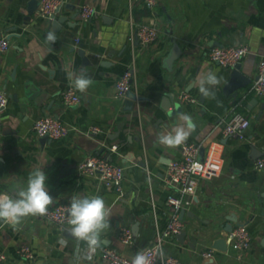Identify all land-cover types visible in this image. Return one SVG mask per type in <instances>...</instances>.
<instances>
[{"label": "crops", "instance_id": "obj_1", "mask_svg": "<svg viewBox=\"0 0 264 264\" xmlns=\"http://www.w3.org/2000/svg\"><path fill=\"white\" fill-rule=\"evenodd\" d=\"M29 1L0 0V38L10 43L0 55V90L8 96L0 113V193L14 195L26 188L29 174L41 168L53 198L48 208L73 196L102 197L111 216L99 247L135 254L151 242L156 227H166L170 217L165 200L174 190L164 185V173L168 162L179 157L182 144L166 147L158 136L183 122L179 113L168 115L160 103L166 93L178 101V94L186 91L197 101L181 102L182 112L196 124L185 142L199 144L204 153L216 143L223 165L219 175L199 180L196 194L187 196L184 237L166 238L163 252L183 264H208L203 255L208 251L213 257L210 264H264V168L253 166L264 152V96L251 90L264 56V0H158L153 10L142 0H66L58 16L67 20L58 32L37 16V8L29 13ZM82 4L96 10L89 21L81 20ZM151 19L158 26V39L142 49L130 39L132 27ZM49 32L55 34V43L47 41ZM174 41L181 53L169 69L164 59ZM238 44L249 47L240 70L251 82L235 98L226 89L230 69L211 61L208 51ZM79 48L89 62H83ZM127 69L132 73L131 88L142 100L114 97L115 82ZM207 70L223 78L213 89L215 99L192 86ZM69 71L84 72L93 80L85 92L78 91L80 102L73 106L61 101V92L70 84ZM234 110L250 121L243 139L222 134ZM44 115L58 116L74 129L42 145L32 126ZM93 127L98 130L91 131ZM90 155L108 156L124 166L121 193L78 174V163ZM228 217L236 219L233 227L245 223L251 233V247L241 254L229 246L225 251L210 248L216 237L226 234ZM134 222H139L138 235L130 244L121 243L120 228ZM68 229L60 231L40 215L22 218L17 230L0 222V251L8 264H105L99 254L85 259L87 245L66 235ZM22 245L32 249V259L19 255Z\"/></svg>", "mask_w": 264, "mask_h": 264}, {"label": "built area", "instance_id": "obj_2", "mask_svg": "<svg viewBox=\"0 0 264 264\" xmlns=\"http://www.w3.org/2000/svg\"><path fill=\"white\" fill-rule=\"evenodd\" d=\"M142 2L146 8L153 10L158 0H142ZM65 4L66 0H39L36 14L42 19L51 21L58 16ZM95 11L92 5L82 4L79 7L81 20L84 22L89 21ZM130 39L131 41H137V45L142 49L154 45L158 39V26L155 20L151 19L147 23H136L133 25ZM9 48L10 43L8 39L1 37L0 55L6 53ZM248 53L249 47L245 44L214 46L208 51V58L222 67L231 69L237 63H240ZM131 79L132 73L128 69L118 77L115 82V98L125 99L127 97V93L132 89ZM251 90L257 95L264 96V56L258 62L257 75L252 82ZM177 99L179 102L188 103L197 101L194 95L186 91H181ZM61 101L65 106L78 104L80 102L78 90L69 84L61 92ZM7 103V94L0 90V113ZM249 124L250 121L243 112L234 110L222 126L223 137L243 139ZM73 129L74 127L65 124L53 115H44L37 118L32 126V130L37 136L47 135L49 138L55 140L66 137ZM97 130V127L91 129L93 132ZM111 150H116V146H112ZM199 152V144L189 141L184 142L180 147L179 157L170 160L166 166L164 185L175 191H171L165 200V205L171 209L169 220L163 230H159L156 227L151 242L137 251H144L148 255L151 264H183L178 257L163 252V242L166 238L176 236L182 231L184 224L180 213L190 203L187 196L192 197L196 194L199 180L210 179L219 175L223 165V157L216 143H211L207 147L202 158H199ZM253 166L256 169L264 168V152L254 160ZM76 169L79 175L91 177L99 186L112 189L117 193L123 191L125 168L123 165L113 162L107 157L90 155L81 160ZM69 204L70 201L49 207L46 214L41 217L46 222L55 224L60 231L67 230L69 225L67 222ZM151 204L154 211L155 225L157 226L155 203L152 201ZM224 238L226 244L239 254L251 247L252 236L245 223L236 224L230 232H226ZM118 239L123 244L133 242V233L129 225L120 228ZM157 248L160 251H157ZM18 253L27 259L34 257V253L28 245H22L18 249ZM88 254L92 256L91 260L99 254L105 264H131L135 256V254L131 256L123 255L112 247H98L94 253H89L87 249L85 256ZM203 255L206 257L210 256V251L203 253ZM0 264H8L7 256L3 251H0Z\"/></svg>", "mask_w": 264, "mask_h": 264}, {"label": "clouds", "instance_id": "obj_3", "mask_svg": "<svg viewBox=\"0 0 264 264\" xmlns=\"http://www.w3.org/2000/svg\"><path fill=\"white\" fill-rule=\"evenodd\" d=\"M46 39L55 43V34L49 32ZM67 76L70 85L81 93L93 84V80L84 72L77 74L69 71ZM222 79L212 70L202 71L196 76L192 86L197 87L204 97L215 99L213 89L221 83ZM178 119L183 123H178L171 131L159 134L160 144L166 147H177L196 130V124L190 115L181 112L178 114ZM46 180L47 175L44 170L35 168L28 176L26 188L19 189L14 195L0 193V222L17 230L22 218L29 215H45L48 206L53 202L46 186ZM110 216L111 209L106 206L102 197L98 195L73 196L68 206L67 222L70 225L68 233L78 242H84L89 253H94L104 243L101 234L110 227ZM157 251L160 249L157 248ZM85 259L90 261L92 256L88 254ZM131 264H151V262L144 251H139L133 257Z\"/></svg>", "mask_w": 264, "mask_h": 264}, {"label": "water", "instance_id": "obj_4", "mask_svg": "<svg viewBox=\"0 0 264 264\" xmlns=\"http://www.w3.org/2000/svg\"><path fill=\"white\" fill-rule=\"evenodd\" d=\"M38 4H39V0H30L29 1V13L30 14H32L36 10V8L38 7ZM66 20H67L66 16H56L51 21L49 20V22L51 23L54 32H58V31H60L63 22ZM136 43H137V41H136ZM77 52H78L79 56L82 57L83 62H85V63L89 62L87 57L85 56V51L83 49L79 48L77 50ZM180 53H181V50H180L177 42L174 41L172 48L170 49V52L168 53V55L164 59L165 66L168 67L169 69L172 68L174 61L180 56ZM240 68H241L240 63H237L233 68L230 69L229 78H228V81L226 83V89L235 98H236L239 90L242 88H245L251 82V79L248 78L246 75H244L241 72ZM130 83H132V79L130 80ZM127 99L139 101V100H142V97L137 96L135 91L131 89L127 93ZM251 101H253V100H251ZM160 107L162 109H164L165 111H167L168 115H174L176 113L182 112V104H181V102H179L175 99V96L173 93H166L164 95V97L161 100ZM55 117L58 118V116H55ZM51 140L52 139L49 138L47 135L40 136V138H39V141L42 145H44L46 142H50ZM204 150L205 149L203 147H201L200 152H199V158L203 157ZM106 157L109 160H111L110 157H108V156H106ZM184 210L185 209L181 210V213H180L181 218H182V214H183ZM228 219L230 220V222L225 223V225H224V231L225 232H230L233 229V224L231 222L236 221V219L232 218V217H228ZM131 229H132L133 235L137 236L139 233V222H134L131 225ZM65 234L69 235V233L67 231H65ZM177 237L180 240H182V238L184 237V232L178 233ZM210 248L219 249L222 251L227 250L228 245L226 244V240H225L224 236L216 237L213 240ZM212 260H213V257L208 256L204 259V262L210 264L212 262Z\"/></svg>", "mask_w": 264, "mask_h": 264}]
</instances>
